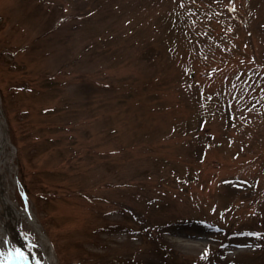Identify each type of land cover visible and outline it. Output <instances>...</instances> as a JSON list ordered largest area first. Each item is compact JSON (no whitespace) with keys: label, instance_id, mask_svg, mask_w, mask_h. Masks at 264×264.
Segmentation results:
<instances>
[{"label":"rangeland","instance_id":"1","mask_svg":"<svg viewBox=\"0 0 264 264\" xmlns=\"http://www.w3.org/2000/svg\"><path fill=\"white\" fill-rule=\"evenodd\" d=\"M5 1L0 264H264V0Z\"/></svg>","mask_w":264,"mask_h":264},{"label":"bare ground","instance_id":"2","mask_svg":"<svg viewBox=\"0 0 264 264\" xmlns=\"http://www.w3.org/2000/svg\"><path fill=\"white\" fill-rule=\"evenodd\" d=\"M107 1H108V0H107ZM8 2H9V1H8ZM126 2L129 3L130 0H126ZM1 3H2V4H5L6 1H5V0H1ZM2 4H1V5H2ZM6 203H7V202H6ZM29 218L34 222V220L32 219L31 214L29 215ZM9 235H10V238L13 240V242H14L15 244H18L19 247L22 248V249H24L25 251H27V252L29 251L28 246L22 242L23 236H22L19 232H17L16 230H13V231L11 232V234H9ZM18 259H20L19 264H22V263H26V264H28V262H29L30 264H34V263H33V258L30 256V253H28V257H27L28 260H23L20 256H18Z\"/></svg>","mask_w":264,"mask_h":264},{"label":"snow or ice","instance_id":"3","mask_svg":"<svg viewBox=\"0 0 264 264\" xmlns=\"http://www.w3.org/2000/svg\"><path fill=\"white\" fill-rule=\"evenodd\" d=\"M17 252L19 253V255L24 256V253L21 250L17 249Z\"/></svg>","mask_w":264,"mask_h":264}]
</instances>
